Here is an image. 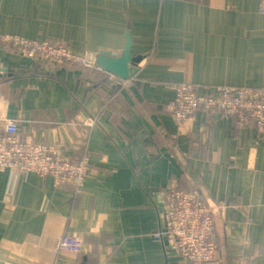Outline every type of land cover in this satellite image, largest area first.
<instances>
[{"label":"crops","instance_id":"0c3cea01","mask_svg":"<svg viewBox=\"0 0 264 264\" xmlns=\"http://www.w3.org/2000/svg\"><path fill=\"white\" fill-rule=\"evenodd\" d=\"M260 1L0 0V34L61 41L101 65L128 48L134 61L120 79L0 40L19 136L89 162L81 189L0 170V264H185L154 237L170 187L212 209L213 264H264V128L199 111L180 131L168 110L180 82L264 88ZM64 235L85 239L82 254L57 250Z\"/></svg>","mask_w":264,"mask_h":264},{"label":"built area","instance_id":"2783aa9c","mask_svg":"<svg viewBox=\"0 0 264 264\" xmlns=\"http://www.w3.org/2000/svg\"><path fill=\"white\" fill-rule=\"evenodd\" d=\"M264 15V0L260 1ZM21 56L45 64L95 67L96 56L85 50H74L61 41L32 40L17 35L0 34ZM174 97L168 110L178 130L188 128L196 112H211L221 118L245 126L264 128V88L227 85L204 86L180 82L174 86ZM10 94L0 92V170L17 169L38 176H50L55 186L71 183L77 189L83 186L88 173L87 158L69 159L57 144L23 140L17 122L9 115ZM90 119L87 124L93 125ZM217 227L212 209L200 199L196 189L170 187L160 207L158 230L154 237L167 242L170 253L179 254L185 264H213L216 257ZM85 239L81 236H62L58 251L82 254ZM82 254L79 264H86Z\"/></svg>","mask_w":264,"mask_h":264},{"label":"water","instance_id":"95a60500","mask_svg":"<svg viewBox=\"0 0 264 264\" xmlns=\"http://www.w3.org/2000/svg\"><path fill=\"white\" fill-rule=\"evenodd\" d=\"M105 65H101L100 61L97 60V64L103 66V68L112 74H115L120 79H126L128 77V64L134 61L131 60V57L126 48L123 54L116 60L105 59Z\"/></svg>","mask_w":264,"mask_h":264},{"label":"trees","instance_id":"16d2710c","mask_svg":"<svg viewBox=\"0 0 264 264\" xmlns=\"http://www.w3.org/2000/svg\"><path fill=\"white\" fill-rule=\"evenodd\" d=\"M79 67H81V66H79ZM84 68V67H83ZM85 68H87V67H85Z\"/></svg>","mask_w":264,"mask_h":264}]
</instances>
